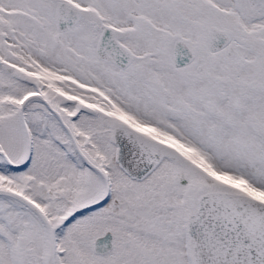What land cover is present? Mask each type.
Segmentation results:
<instances>
[{"label":"snow or ice","instance_id":"snow-or-ice-1","mask_svg":"<svg viewBox=\"0 0 264 264\" xmlns=\"http://www.w3.org/2000/svg\"><path fill=\"white\" fill-rule=\"evenodd\" d=\"M0 264H264V0H0Z\"/></svg>","mask_w":264,"mask_h":264}]
</instances>
